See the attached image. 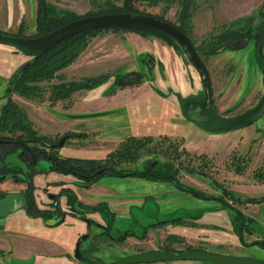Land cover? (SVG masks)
<instances>
[{
  "label": "rangeland",
  "instance_id": "1",
  "mask_svg": "<svg viewBox=\"0 0 264 264\" xmlns=\"http://www.w3.org/2000/svg\"><path fill=\"white\" fill-rule=\"evenodd\" d=\"M45 1L56 10L67 11L74 16L86 15L104 6L103 0ZM113 2L119 4L120 0ZM263 2L264 0H193L189 16V36L193 45L196 46L209 33L231 20L253 14ZM133 5L138 11L160 15L175 25L179 24L178 0L171 2L160 0L156 3L141 0L134 2ZM35 9L36 0H0V10L4 14L23 12L24 20L21 19L20 23L23 26L21 31L25 35L35 32ZM31 23L34 24L32 30ZM0 44L17 51L10 44L2 42ZM25 57L29 59L30 55L25 54ZM201 60L208 73L212 103L218 114L232 115L242 112L254 105L261 96L264 89V69L257 58V47L253 38L240 40L230 48L202 55ZM18 62V57L13 53L3 51L0 53L1 101L4 102L7 96L10 97L39 134L50 136L55 143L63 137L62 144L52 150L58 157L102 158L128 135L135 137L150 135L154 152L142 153L134 161L123 163L122 169L126 171L147 167L152 170L165 169L174 173L181 185L198 190L204 195L199 198L184 191L171 195V201L174 202L172 206L175 207L164 211L162 215H158L155 211L150 218L154 220V218L178 217L179 222H167L157 229L156 226L155 228L149 224L145 225L144 221L148 220L149 212L156 209L153 195H143V193L154 191L164 193L176 189L172 181L144 176L98 177L96 181L88 184V187L97 182L100 192L106 189L111 190L112 195L117 197L130 195L131 201L142 198L144 204L141 207L135 204L129 208L130 211L127 209L126 217L112 211L116 215L111 221L113 238L98 236L94 237L92 242L86 239L83 247L89 243L97 244L103 257L101 259L109 261L122 254L148 248L164 247L172 250L170 247L172 245L181 249L195 246L225 253L236 250L241 252L237 255L248 254L264 262V247L257 244L241 247L236 227L232 223L234 211L232 209L229 211L222 203L214 200V197H224L231 206L245 209L246 204L254 202H238L230 199L221 188L232 192L231 194L239 199L264 194V181L255 174L258 171L264 172V112L254 122L233 130L208 132L201 129L183 113L184 99L203 98L198 72L178 44L172 46L155 35L141 34L135 30L124 28L99 30L87 39L86 45L78 55L59 70L60 77L40 81L38 84L43 91L30 98L4 90L11 72L21 64ZM127 74L141 78L137 84L120 85L121 81L127 80ZM95 75H103V77L101 82L94 86L75 90L68 98L57 99L53 103L47 99L50 84L59 80ZM117 90L123 92L119 91L114 98L108 97ZM138 95L140 104L132 105L130 104L132 102L122 104L124 99L130 101L131 96ZM106 99H109V103ZM181 149L188 154L181 153ZM4 150L5 152L0 156V192L23 190L27 186L25 176L29 173L33 186H29L27 194L38 207L51 209L57 206L56 196L60 189L83 186L80 178L68 173L48 170V162L44 158L37 160L33 169L28 166L34 173L29 172L22 160L14 153L6 151L7 149ZM233 156L247 157L242 170L238 173L232 170L230 161ZM154 161L156 163L153 165ZM190 168L193 172L189 171ZM48 194L53 196L49 198ZM210 203H217L222 209L215 211L211 210L213 206L206 208L207 205H212ZM60 207L64 208V217H77L74 215L75 211H67L64 204ZM73 208H76L74 203ZM253 210L252 216L255 219H264V205L257 204ZM202 211L220 212L231 222V225H227V231L221 230L223 228L216 225H211L210 230L192 229L188 232V236L177 234L182 238L180 244L164 243L165 235L174 232L172 226L177 223L181 226L202 227L201 224L196 225L190 221ZM17 213L23 214L22 210H18ZM59 216L58 212L56 218ZM45 218L51 222L55 216ZM3 222L4 220L1 219L0 224ZM11 223L13 221L7 224ZM242 223H244L242 238L245 243L264 238V220L260 224V221L256 223L244 218ZM12 226L15 229L25 228L18 220H15ZM214 228L219 230L214 231ZM248 228L252 229L253 233H250ZM124 230L133 234L127 233L122 239L117 240L115 237ZM93 231L97 232V227L89 229V236ZM205 232L211 234L207 235ZM213 233L221 235V243L218 242V238L212 236ZM205 237H208V240H205ZM233 243L239 245H232ZM141 264L212 263L185 259Z\"/></svg>",
  "mask_w": 264,
  "mask_h": 264
},
{
  "label": "trees",
  "instance_id": "2",
  "mask_svg": "<svg viewBox=\"0 0 264 264\" xmlns=\"http://www.w3.org/2000/svg\"><path fill=\"white\" fill-rule=\"evenodd\" d=\"M141 0H120L119 4H115L113 0H103V7L97 9V11L91 12L89 14H98L104 12H117L123 11L130 14L143 13L138 11L133 3ZM150 3H156L160 0H145ZM171 2L174 0H164ZM193 0H178L180 5L179 11L177 13V18L179 24L176 26L188 37L190 42L192 40L189 36L190 23L189 16L192 9ZM148 14V13H146ZM162 18L160 15H155ZM78 16H74L67 11H58L51 4L47 3L45 0H36L35 9V32L31 35L36 36L43 34L60 24H63L69 20H72ZM163 19V18H162ZM22 24H19L18 30L15 35L26 36L22 33ZM110 28H124L135 30L141 34H151L155 35L166 43L176 46L178 42L168 33L161 31L159 29L143 26V25H119L104 28H94L87 29L85 31L72 34L65 37L43 50H29L23 47L12 45L18 52L30 55V58L22 62L16 69H14L10 76L8 77L6 87L4 90L13 91L18 95L30 98L31 96L42 92L41 86L38 84L40 81L49 80L51 78L60 77L59 70L67 66L84 48L87 39L94 35L101 29ZM264 33V2L255 9V12L250 15L243 17H238L230 22L224 24L219 29L214 32L209 33L207 37L201 39L198 44L193 45L194 50L201 59L202 55L211 54L218 52L224 48L232 47L236 42L240 40H247L253 38L256 42V47H258L259 41ZM178 46H180L178 44ZM181 48V46H180ZM182 49V48H181ZM183 50V49H182ZM184 52V51H183ZM257 58L262 65V59L257 52ZM127 80L121 81L122 84H137L141 77H134L133 74H127ZM103 75L95 76H85L79 79L70 80H59L58 82L49 85L48 98L50 103H53L57 99H64L70 96V93L84 88H90L96 83L101 82ZM44 89V88H43ZM190 98L184 99L183 103L186 104ZM183 105V107H184ZM150 135H145L141 137H135L128 135L124 137L117 146L102 158L94 157H57L52 151L53 148L49 146L48 150H44V146L52 143L53 139L48 135L39 134L32 126L29 121L24 117L23 112L17 107V105L10 99L6 97V100L2 103L0 107V148L15 151L19 159L24 161V164L33 165L36 163L38 158L47 159L48 170H56L61 173H68L83 181V186H88L91 182L95 181L98 177L104 175H115V176H125V175H137L144 176L152 179H164L172 180L175 186L186 192H190L194 196L203 197L204 195L195 189H191L188 186L181 185L175 177V174L171 171L164 170H152L150 167L141 170L126 171L122 169L123 163L134 161L142 153L154 152V147L151 141ZM54 146L56 143L53 142ZM57 145V144H56ZM181 153L188 154L184 149L180 150ZM5 152V150H4ZM165 152V151H164ZM179 155V154H178ZM177 155V157H178ZM198 156V155H196ZM247 157H232V170L236 173L240 172L243 168V164ZM180 162V161H179ZM241 162V165H240ZM156 162H153V165ZM189 171L193 172L190 168ZM257 177L264 181V172H255ZM27 187L33 186L31 183L30 175H27ZM60 191L65 193L66 203L71 207V211H75L80 217L87 218L90 212H98L106 220L104 229L98 233L101 238L107 234V229L110 226L111 219L113 218V213L108 211L104 202H98L95 205L89 206L84 205L78 201L69 188L60 189ZM221 191L228 194L230 199H235L238 202H261L264 201V194L258 197H246L244 199H239L234 197L230 191L221 188ZM224 205L230 207L234 212L233 214V226L236 227V234L241 242L242 239V228H244V223H242L245 218L248 221L252 219L250 217H245L239 209L231 206L224 197H217ZM73 203L76 204V208H73ZM26 212L30 216H41L45 218L47 216H55V221L51 224H57L62 220L63 214L56 218V214L51 215L53 210L42 209L36 205L32 199L28 201ZM165 222H179L178 217L165 218L150 224L155 223H165ZM127 233H132L131 231L124 230L122 233L115 237L117 240L122 239ZM105 237V236H104ZM166 239L169 242L176 241L181 242L182 238L174 234H168ZM244 244H257L264 247V239H254L248 243ZM96 246L89 243L87 247L80 250L79 259L84 264H109L103 263L99 258L92 256L91 252L96 250ZM190 248V247H186ZM192 249V248H191Z\"/></svg>",
  "mask_w": 264,
  "mask_h": 264
},
{
  "label": "water",
  "instance_id": "3",
  "mask_svg": "<svg viewBox=\"0 0 264 264\" xmlns=\"http://www.w3.org/2000/svg\"><path fill=\"white\" fill-rule=\"evenodd\" d=\"M119 25H143L149 26L171 35L183 49L188 61L199 74L203 98L201 100L187 101L183 107V113L201 129L208 132H224L246 126L264 112V89L254 105L248 109L232 114H218L212 103L211 89L207 70L193 48L188 37L173 23L152 14L128 12H104L98 14H86L69 20L57 27L36 36H18L0 31V42L16 45L29 50H43L51 44L87 29L104 28ZM257 52L264 66V33L259 41ZM63 137L58 140L62 143ZM25 206V197L21 192H6L0 196V217L10 211ZM84 235H81L83 237ZM75 256L78 257L77 247L74 248ZM168 259H194L206 260L213 264H264L263 260L250 255H237L221 253L210 250H186L180 253H171L163 250L139 251L121 255L112 261V264H132L152 262Z\"/></svg>",
  "mask_w": 264,
  "mask_h": 264
},
{
  "label": "crops",
  "instance_id": "4",
  "mask_svg": "<svg viewBox=\"0 0 264 264\" xmlns=\"http://www.w3.org/2000/svg\"><path fill=\"white\" fill-rule=\"evenodd\" d=\"M35 18V16H34ZM24 20L23 12L21 13L14 12L10 15H6L0 10V31L7 33H16L19 27L20 20ZM33 19V17H32ZM31 30L34 28V24L31 23ZM24 33V32H23ZM10 52L18 57V63H22L27 60L28 57H25V54L15 51L10 47H6V45L0 44V53L1 52ZM122 90H117L114 94L109 95V98H114L116 94ZM158 96V95H156ZM159 97V96H158ZM132 100L128 101L124 99L122 104H127V102H132L130 104H140V96H131ZM2 98H0V107L2 105ZM102 99V98H101ZM109 99H106L108 101ZM170 111V110H169ZM97 182L92 183L89 187L83 188L80 186H71V188L76 193L77 197L83 201L84 203H94L98 200L104 199L111 210L115 211V213L119 216H127V209L130 204H141L142 198L138 199V201H131L130 195L124 196H114L111 190H106L103 192L98 191ZM179 190L174 189L171 191H166L164 193H160L157 191L151 193H143L153 195L154 203L156 204V209L158 215H162V213L166 210L173 209L175 206L174 202L171 201L170 196L176 195ZM181 192V191H180ZM142 195V196H143ZM169 197V198H168ZM212 205H207L206 208H210L213 206L211 210L220 211L222 209L217 203H210ZM257 204L264 205V201L246 204L245 209H239L242 214L249 216L256 223L261 222L263 220L253 217L254 210ZM248 206V207H247ZM221 208V209H219ZM228 208V207H226ZM229 209V208H228ZM209 209H206V211ZM18 210H14L11 213H8L2 219L4 222L0 224V250L2 251L0 254V264H83L79 260L75 259L71 255V249L73 242L79 235V233L83 232L86 228L85 223L76 220L74 218H66L62 223L56 226H46L42 224L38 217H28L25 214L20 215L17 213ZM205 212L202 211L201 214L195 216L194 219L190 221L194 222L198 225L196 228L189 226H181L180 224H176L172 226L175 229L174 232L179 233L184 236H188V232L192 229L197 230H206L212 229L211 225H216L217 227H222L224 231H227V225L230 226L231 222L226 219L224 215H221L220 212ZM230 211V209H229ZM225 217V218H224ZM186 220V218H184ZM15 220H18L25 228L24 229H15L12 224ZM11 224H7L8 222H12ZM250 224V223H249ZM186 225V224H185ZM208 225V226H203ZM171 226V225H169ZM203 228V229H202ZM250 233H253V230L248 228ZM214 231L219 229L214 228ZM200 232V231H199ZM205 234L210 235V232H205ZM244 235V232H242ZM218 238V242L221 241V235L214 234L212 235ZM224 237V236H223ZM205 240H208V237H205ZM225 238V237H224ZM212 239V238H211ZM223 244V243H222ZM241 244V243H239ZM239 244L233 243L232 245L238 246ZM243 244H241L242 247ZM246 246V245H243ZM237 248V247H236ZM223 252V251H221ZM229 253L239 254L241 252L233 250ZM243 254V252H242ZM248 255V254H247Z\"/></svg>",
  "mask_w": 264,
  "mask_h": 264
},
{
  "label": "flooded vegetation",
  "instance_id": "5",
  "mask_svg": "<svg viewBox=\"0 0 264 264\" xmlns=\"http://www.w3.org/2000/svg\"><path fill=\"white\" fill-rule=\"evenodd\" d=\"M1 32H3V31H1ZM5 33H7V32H5ZM10 34H13V33H10ZM15 34V33H14ZM11 45V44H10ZM192 122V121H191ZM196 125V124H195ZM58 142V141H57ZM56 142V144L52 147V145L54 144L53 142L52 143H49L47 146H44V150H48L49 149V146H51L52 148H55L56 146H59L58 145V143ZM62 144V143H61ZM60 144V145H61ZM6 149V148H5ZM6 151H8V152H12V153H14L16 156H17V153L15 152V151H12V150H10V148H7V150ZM2 152L4 153V149H1L0 148V156H2ZM56 155V154H55ZM57 156V155H56ZM18 157V156H17ZM58 157V156H57ZM62 157H65V156H62ZM73 157H80V156H73ZM61 158V157H60ZM18 159H19V157H18ZM40 158H38V160H39ZM21 160V159H20ZM47 160V159H46ZM23 163H24V161H22ZM28 166H30L32 169L34 168V166H35V164H33V165H28ZM28 166L25 164V167H26V170H29V168H28ZM0 167H1V164H0ZM30 168V169H31ZM29 172H32V173H34L33 171H30L29 170ZM29 174V173H28ZM113 176H115V175H113ZM125 176H137V175H125ZM121 177H123V176H121ZM177 179V178H176ZM27 180H28V177L27 176H25V182L27 183ZM178 180V179H177ZM96 181V180H95ZM165 181H167V180H165ZM170 181H172V180H170ZM172 183H173V181H172ZM173 185H174V187H176L175 186V184L173 183ZM80 187H83V188H87L88 186H80ZM28 189V187L26 186L23 190H18V191H7V192H21L23 195H24V197H25V206L24 207H19V208H17V209H14V210H22V212H23V214H25L26 216H28V217H37V216H30V215H28L27 214V212H26V208H27V205H28V201L30 200V199H32V197H30L28 194H27V190ZM72 192H73V194L75 195V197H76V199L78 200V201H80L82 204H84V205H89V206H92V205H95V204H97L98 202H104L105 203V205H106V208L108 209V211H110V212H112L113 210H111V208L109 207V205H108V203L104 200V199H101V200H98V201H96V202H94V203H84L83 201H81L78 197H77V195H76V193L74 192V190L72 189V188H69ZM176 189L177 190H179V191H184V190H182V189H179V188H177L176 187ZM184 192H186V191H184ZM4 193H6V192H0V196L2 195V194H4ZM188 193H190V192H188ZM53 195L52 194H48V197L49 198H51ZM59 196H61V197H59ZM197 197V196H196ZM56 198H57V203H56V205L57 206H53V207H51V209H47V210H53L54 209V212L51 214V215H53V214H55V213H60V215H61V213L63 214V217H62V220L60 221V222H58L57 224H51V223H53L56 219H53L51 222H48L47 221V218H42L41 216H39L38 218L40 219V221L42 222V224H44V225H46V226H56V225H58V224H60V223H62L65 219H66V217H64V208H61L60 207V205L62 206V204H64V206L65 207H67L66 209H67V211H71V209H69V208H71L67 203H66V197H65V193L64 192H62V191H60L59 193H58V195L56 196ZM60 198H62V200H60ZM199 198H202V197H199ZM214 200H217V201H219L220 203H222L220 200H218L217 199V197H214ZM36 203V202H35ZM143 204H144V202H142L140 205H138V206H143ZM223 204V203H222ZM224 205V204H223ZM132 206H134V204H130L129 206H128V209L129 208H131ZM154 206H155V209L157 208L156 207V204H154ZM224 206H226V205H224ZM226 207H228V206H226ZM229 209H231L230 207H228ZM14 210H12V211H14ZM12 211H10L9 213H11ZM129 211H130V209H129ZM155 211H157V209L156 210H154V211H152L151 210V212H149V216H147L148 218V220H145V219H143V220H145L144 222L146 223L145 225H148L149 224V226H153V227H157V229H159V227H162L163 226V224H166L167 222H165V223H155V224H150V223H153V222H156V221H159V220H162V219H165V218H154V220H151V216L154 214V212ZM129 213V212H128ZM8 214V213H7ZM6 214V215H7ZM88 214V217L86 218H82V217H80L76 212H74V215H77V217H72V218H74V219H76V220H80V221H82V222H84L85 223V226H86V228L84 229V231L83 232H81V233H79V235L77 236V238L75 239V241L73 242V245H72V249H71V255H72V257L73 258H75V259H77V260H79L80 262H82L80 259H79V257H80V250H82V249H84L85 247H87L88 246V244L85 246V247H83V245H84V240H86V239H89L90 241L91 240H93L94 239V237H98V233H100L103 229H104V225L106 224V220L104 219V217L101 215V214H99L98 212H90V213H87ZM5 215V216H6ZM129 215H130V213H129ZM116 215L113 213V218L111 219V221H113V219H114V217H115ZM158 215H156V217H157ZM4 217V216H3ZM3 217H0V220L3 218ZM159 217V216H158ZM48 218H50V217H48ZM179 219V218H178ZM146 221H148V222H146ZM243 222V221H242ZM142 224H144V223H142ZM169 224V223H168ZM178 224V223H177ZM110 226L112 227L113 226V223H111L110 222ZM148 226V227H149ZM92 227H97V229H98V231L97 232H95V231H93V234L92 235H90L89 236V229L90 228H92ZM111 227H109L108 229H107V234H105L102 238H113V236L111 235ZM142 227H143V225H142ZM155 227V228H156ZM144 228V227H143ZM143 231V230H142ZM142 233V232H141ZM133 234V233H132ZM145 234V233H144ZM168 234H174V235H177L178 233H175V232H168L166 235H165V244H172V243H175L176 245H178V244H180L181 242H176V241H172V242H168V240L166 239V236L168 235ZM81 235H84L83 237H81ZM243 239V238H242ZM258 239H261V238H258ZM262 239H264V238H262ZM238 240H239V237H238ZM92 242V241H91ZM103 242V241H102ZM239 242L241 243V244H243V245H248V244H244L245 242H241L240 240H239ZM250 245V244H249ZM75 246L77 247V252H78V254H79V256L78 257H76L75 256V253H74V248H75ZM95 246L97 247L96 248V250H94V251H92L91 252V255L92 256H95V257H97V258H99L103 263H109V264H112V261L113 260H115L117 257H119V256H117L115 259H113V260H107V259H104V260H102L101 258H103L102 256H101V253H100V249H99V247H98V245L97 244H95ZM166 247V246H165ZM167 247H169L168 245H167ZM170 247H172V250L170 249V248H148V249H146V250H138V251H135V252H139V251H149V250H163V251H166V252H171V253H175V254H177V253H180V252H182V251H186V250H210V251H215V252H221V251H219V250H214V249H205V248H202V247H195V246H192V247H190L189 249L188 248H183V249H181V248H178V247H176V246H172V245H170ZM192 248V249H191ZM176 249H179V250H176ZM1 253V252H0ZM130 253H133V252H130ZM222 253V252H221ZM223 253H225V252H223ZM128 254V253H127ZM122 255H124V254H122ZM121 256V255H120ZM251 256V255H250ZM168 260H185V259H168ZM186 260H194V259H186ZM159 261H165V260H159ZM197 261H206V260H197ZM152 262H157V261H152ZM152 262H142V263H152ZM207 262H209V261H207ZM83 263V262H82ZM209 263H211V262H209ZM264 263V262H263ZM84 264V263H83ZM132 264H141V263H132ZM213 264V263H212Z\"/></svg>",
  "mask_w": 264,
  "mask_h": 264
}]
</instances>
